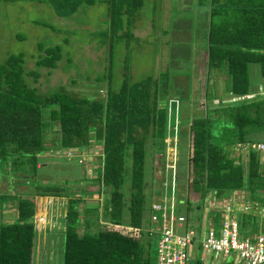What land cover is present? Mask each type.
I'll use <instances>...</instances> for the list:
<instances>
[{"label":"trees","instance_id":"trees-1","mask_svg":"<svg viewBox=\"0 0 264 264\" xmlns=\"http://www.w3.org/2000/svg\"><path fill=\"white\" fill-rule=\"evenodd\" d=\"M38 1L48 3L59 17H70L83 2L103 1L110 34L120 28L123 15L134 13L143 3ZM206 22L205 70L207 74L224 73L225 82L222 94L214 90L203 93L199 114H189L188 121L178 122V152L181 126L183 122L188 124V186L197 194L201 206L206 196L222 200L238 192L251 206L264 207V152L249 146L264 140L257 139L264 133V93L256 92L258 84L264 86V0H208ZM37 50L34 65L38 68H54L61 57L58 45L37 43ZM253 65L258 81L249 71ZM38 77L35 69L24 71L22 53L9 54L0 62V165L10 175H4L6 180L16 182L12 179L19 178L26 189L14 191L18 182L0 195L6 203L12 201L17 212L14 222L0 223V264H31L35 233L32 196L66 198L60 264H156V255L154 260L149 257L151 237L134 240L123 231L100 226L96 208H82L79 218L75 208L80 202L79 194L89 192L67 183L40 182L35 173L37 158L46 152L96 149L99 171L90 180L96 184L92 194L108 189L109 222L121 226L123 182L128 177V223L144 227L145 143L149 136L154 140L153 149L160 152L166 135V99L161 97L163 88L158 86L163 85V77L150 75L118 87L104 84V94L97 98L79 97L62 89L41 94L32 83ZM177 195L178 188L176 198L181 204ZM210 212L217 225L218 210ZM91 213L93 217L88 216ZM236 218L245 234L264 235L253 215L239 214ZM144 222L147 226V218ZM187 264L201 262L195 258ZM221 264L233 263L224 259Z\"/></svg>","mask_w":264,"mask_h":264},{"label":"rangeland","instance_id":"rangeland-1","mask_svg":"<svg viewBox=\"0 0 264 264\" xmlns=\"http://www.w3.org/2000/svg\"><path fill=\"white\" fill-rule=\"evenodd\" d=\"M207 2L208 0H143L142 6L134 13L122 16L120 28L113 32L115 34H110L107 5L103 1H95L93 4L83 2L70 17H59L46 2L0 0V62L9 54L22 53L24 71L35 69L39 72L37 81L32 83L41 94L62 89L79 97L97 98L103 94L104 84L118 87L122 83L139 81L150 75L157 79L163 77V85L158 84L159 89L163 88L161 97L164 100L170 97L178 98L176 120L188 121L189 114L197 115L203 109L205 91L214 90L222 94L224 89L225 74H207L205 70ZM35 22L45 23L47 26ZM37 43L60 47L61 57L54 68H38L34 65V59L38 55ZM195 46L198 47L195 49ZM249 71L251 77L258 81L255 65ZM24 78L27 81L26 76ZM28 79L31 81L30 77ZM187 128L188 124L183 122L175 173L177 196L181 200L179 210L185 211L186 207L191 227L200 231L202 227L207 226L209 219L213 224L215 222L212 213L204 209L205 204H199L197 194L188 186ZM262 138L264 133L257 137ZM153 141L148 136L145 143L143 193L146 207L152 200L160 201L164 192V189L161 192L160 189L165 181L162 174L165 148L160 152L155 151ZM92 150L83 151L82 157L76 156L77 158L64 157L57 153V150L46 152L44 156L37 158L35 178L43 183H67L71 187H82L89 193L79 194L80 202L75 205L79 218L82 217V208H96L100 226L123 231L134 240L142 241L151 237L149 257L154 260L159 236L144 234L143 231L137 234L128 230V177L123 182L125 206L121 226L109 222L108 189L106 191L101 188L92 194L96 191V184L90 180L99 171L97 154L92 156ZM95 151L97 152L96 149ZM170 157L171 155H168L166 158ZM78 159L82 161L79 162ZM125 164L129 167V161ZM4 175L10 176L0 165V195L6 194L7 187L20 182L19 178L12 179L16 182L6 180ZM23 185L20 182L13 190L20 192L25 188ZM13 193L16 195V192ZM239 196L243 197L241 193ZM5 200V197L0 196V223H3L4 216L10 217L12 213L15 216L14 206L6 204L2 209ZM146 207L143 212L145 220L148 215ZM9 209L12 211H7ZM239 214L253 215L256 225L264 232V207H248L247 211L237 213L238 216ZM88 216L93 217V213ZM145 220L142 222L144 228L147 224ZM182 230L181 227L177 231ZM61 244L62 242H58L55 247L54 256L59 251L61 254ZM194 255L199 258L202 253L197 248ZM50 257L49 255L47 264H57L55 261L52 263ZM225 259L233 261L232 256Z\"/></svg>","mask_w":264,"mask_h":264},{"label":"built area","instance_id":"built-area-1","mask_svg":"<svg viewBox=\"0 0 264 264\" xmlns=\"http://www.w3.org/2000/svg\"><path fill=\"white\" fill-rule=\"evenodd\" d=\"M256 92L264 93V86L258 84ZM102 93L104 94L103 90ZM102 94V95H103ZM252 96L245 94L242 98ZM178 99L170 97L166 101V135L163 139L165 148L164 160V184L160 189L162 195L160 201L152 200L147 215L148 225L146 228L128 227L129 231L139 234L144 231L146 234H155L159 238L156 243V264H187L195 259L193 253L198 248L202 255L198 258L201 264H220L225 258L232 256L233 264H264V235L262 233L245 234L239 228L237 213L247 211L248 207L254 209L246 200L239 196L238 192L230 194L226 199L215 200L206 196L204 199V209L208 212L218 210L219 218L217 225L208 220L207 226L200 231L194 230L189 220V215L185 211H180V202L176 198V179L178 155L177 152V130L178 121L177 109H179ZM239 145H237L238 147ZM256 151L264 152V140L253 142L249 145ZM244 146L243 148H246ZM85 149L66 151L57 150L67 158L82 157ZM95 156L97 152L92 150ZM168 155L171 157L168 159ZM77 156V157H76ZM77 161H82L78 159ZM169 173V174H168ZM237 193V194H236ZM256 207V206H255ZM46 222V218L38 216L33 219V223L41 224ZM183 228L178 232V228ZM193 256V257H192Z\"/></svg>","mask_w":264,"mask_h":264},{"label":"crops","instance_id":"crops-1","mask_svg":"<svg viewBox=\"0 0 264 264\" xmlns=\"http://www.w3.org/2000/svg\"><path fill=\"white\" fill-rule=\"evenodd\" d=\"M24 191H26L25 188L22 190V192ZM11 192L13 193L14 191L11 190ZM31 200L33 201L34 206L31 220L38 216H43L46 218V222L44 223H34L35 233L33 237V245L31 251V264H47V262L49 263V255L51 256L50 260L52 258V263L55 261L57 262V264H60V251L55 256L54 251L55 247L58 245V242H61V236L64 230L66 198L50 196H32ZM6 204L8 206H14L12 204V201L10 203H4V205ZM7 211L12 210L9 209ZM14 211L15 216L13 215V213L12 215H10V217L4 216L3 223H11L16 220L17 212L16 210Z\"/></svg>","mask_w":264,"mask_h":264},{"label":"clouds","instance_id":"clouds-1","mask_svg":"<svg viewBox=\"0 0 264 264\" xmlns=\"http://www.w3.org/2000/svg\"><path fill=\"white\" fill-rule=\"evenodd\" d=\"M174 98H176V97H174ZM167 99H168V98H166V100H165V104H166V101H167ZM177 99H178V98H177ZM178 100H179V99H178ZM129 227H131V226H129ZM123 233L126 235V233H125V232H123Z\"/></svg>","mask_w":264,"mask_h":264}]
</instances>
